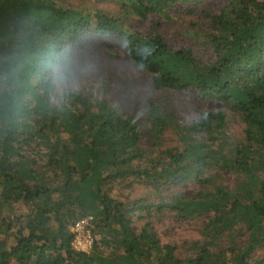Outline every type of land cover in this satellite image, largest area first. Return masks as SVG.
Masks as SVG:
<instances>
[{"label": "trees", "instance_id": "1", "mask_svg": "<svg viewBox=\"0 0 264 264\" xmlns=\"http://www.w3.org/2000/svg\"><path fill=\"white\" fill-rule=\"evenodd\" d=\"M124 1L145 16L180 0ZM207 16L204 52L197 56L191 44L174 48L159 34L121 29L115 17L98 10L90 15L53 0H0V214L17 202L25 206L20 215L0 217V264L260 263L251 253L264 244V0H236ZM89 30L116 34L134 65L153 73L155 88L194 87L203 98L221 101L243 122L244 140L229 153L211 148L195 133L221 126L225 113L201 112L189 127L174 123L184 131L181 148L162 151L153 171L140 168L142 131L135 118L71 91H61L59 105L51 100L54 67ZM159 110L149 106L148 132L171 124ZM213 168L242 180L230 189L216 182ZM142 176L157 186L194 180L198 189L155 207L111 195L114 183ZM163 207L188 218L210 214L206 240L195 242L193 255L178 257L149 222L133 229L129 212L148 217L151 208ZM87 214L100 238L82 253L71 248L69 227ZM241 232V246H217L225 233Z\"/></svg>", "mask_w": 264, "mask_h": 264}, {"label": "rangeland", "instance_id": "2", "mask_svg": "<svg viewBox=\"0 0 264 264\" xmlns=\"http://www.w3.org/2000/svg\"><path fill=\"white\" fill-rule=\"evenodd\" d=\"M53 1L58 7L81 10L90 15L98 10L106 16L115 17L117 26L121 29H134L141 34H159L169 46L174 48L191 44L196 55L202 56L204 52L200 46L202 34L207 31L209 25L206 15L217 13L236 0H180L145 16L140 15L124 0L123 2L122 0ZM190 6L194 7V12L188 11ZM68 49L65 59L54 67L51 74L53 79L51 100L59 105L62 101L59 96L61 91H71L87 96L91 101L105 100L108 105L117 108L120 114L135 118L142 131L139 146L144 155L139 163L140 168L153 171L155 164L165 157L162 151L181 148L184 131L181 133L175 128L174 123L179 127H189L201 112L222 110L225 113V122L221 126L213 125L211 131L195 133V137L209 143L211 148L229 153L238 141L244 140L243 122L240 121L238 114L226 108L221 101L203 98L194 87L155 88L152 82L153 73L134 65L128 58L122 40L116 34L101 35L92 30L85 31L80 34L78 43ZM151 104L157 105L160 113L170 116L172 125L167 126L161 133L148 132L151 124L147 120V110ZM217 171V168H213L210 173ZM239 177L225 170H219L216 182L231 189L242 180ZM153 179L151 176L128 177L124 181L114 183L110 193L122 202L131 203L140 199L142 206L151 203L155 207L157 202H168L174 195L184 197L198 189V184L194 180L179 185L157 186ZM24 207L21 202L11 207L7 206L0 217L6 214L20 215L25 212ZM129 215L136 232L145 222H149L161 244L175 245V254L178 257L193 255L195 242L202 243L206 240L204 226L210 217L208 213L189 218L177 216L168 207H163L161 211L151 208L148 217L145 211L139 210L131 211ZM139 215L144 219H137ZM3 237L4 235L0 234V239ZM94 237L95 240L100 238L97 228ZM6 239L8 246L14 244L13 237L8 236ZM244 239L243 233L241 235L235 233L231 237L225 233L216 243L218 247L222 245L228 247L231 242L241 246ZM103 251L107 254L108 249ZM251 256L259 260V264H264V244L255 249ZM251 264H254V261Z\"/></svg>", "mask_w": 264, "mask_h": 264}, {"label": "built area", "instance_id": "3", "mask_svg": "<svg viewBox=\"0 0 264 264\" xmlns=\"http://www.w3.org/2000/svg\"><path fill=\"white\" fill-rule=\"evenodd\" d=\"M94 219L90 214L78 218L71 226L70 246L73 250L82 253H89L94 245L95 237L93 233ZM11 264H22L15 260Z\"/></svg>", "mask_w": 264, "mask_h": 264}]
</instances>
